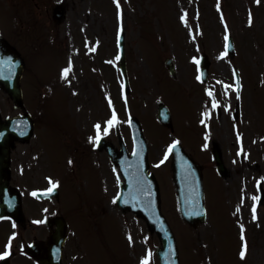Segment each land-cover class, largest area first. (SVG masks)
<instances>
[{
  "label": "rangeland",
  "instance_id": "obj_1",
  "mask_svg": "<svg viewBox=\"0 0 264 264\" xmlns=\"http://www.w3.org/2000/svg\"><path fill=\"white\" fill-rule=\"evenodd\" d=\"M55 4L64 7L65 17L49 30L43 24L44 12L33 7L30 0L20 10L25 18L30 13H42L39 54L29 60L27 80L34 83L27 106L37 129L32 143L20 146L21 158L26 162L34 157L42 179L48 163L56 174L63 167L64 153L77 164L78 172H85L88 160L94 172H99L101 183L114 194L116 186L105 153L89 148L96 137L94 125L100 124L101 135L118 146L113 130L117 125L128 144L126 120L135 116L149 144V161L158 177L162 209L174 229L181 264H264V0L40 1L42 8ZM0 6L9 10L5 21L0 16V29L14 41L11 34L16 27L17 0L4 1ZM119 30L124 31L130 80L127 96L121 94L116 59ZM227 33L234 42L232 58L227 54L221 57ZM95 45L97 54L91 53ZM201 54L209 63L205 83L197 79L198 64L194 62ZM167 58L173 59L175 78L164 68ZM233 67L243 79L239 97L232 85ZM68 68V76L63 77ZM159 101L171 112L172 134L156 120ZM236 104L240 116L234 120ZM113 113L117 122L105 135L104 127ZM174 138L180 139L201 164L205 177L208 217L196 229L181 220L176 207L169 153L165 159ZM213 143L222 152L228 173L225 178L218 176L212 162ZM70 168L67 166L60 177L53 174L61 182L71 183ZM15 177L18 183L22 180L18 173ZM86 183L96 193L98 181L90 171ZM79 184L85 192L83 179ZM70 194L65 197L68 206ZM80 194L84 198H79L83 200L81 217L76 221L69 217L72 230L68 231L64 264H141L144 259L158 264L159 240L134 215L118 212L115 225L100 217L96 223L98 237L96 230H87L83 221L90 224L92 220L84 215V205L95 203L99 207L100 200ZM28 216L34 217L31 212ZM35 232L28 231L25 237L29 240ZM19 264L24 262L20 259Z\"/></svg>",
  "mask_w": 264,
  "mask_h": 264
},
{
  "label": "flooded vegetation",
  "instance_id": "obj_2",
  "mask_svg": "<svg viewBox=\"0 0 264 264\" xmlns=\"http://www.w3.org/2000/svg\"><path fill=\"white\" fill-rule=\"evenodd\" d=\"M40 1L39 3L37 0H30V2L33 3V7L35 6V8L40 12L43 11L44 12V16H43V24L44 26L48 27V30L50 29V27L53 26V24L56 22L57 18H56V14H55V9L49 5L48 7L45 6L42 8V5L40 6ZM26 0H22L19 1L17 0V14H16V27L15 29L12 31V37L14 39V41H11L10 39H8L7 37H5V30H1L0 32V37L6 39V41H8L13 47L16 48L17 53H18V57L20 59L24 61L26 60H32L35 59L38 54H39V49H38V45L37 43L41 40V34L39 35L40 29L38 28V26L41 23V18H42V13L40 14L39 12H36V14L30 13L27 15V17L25 18V15L23 16L21 14V11H23V8L25 6ZM8 11L6 10V14H2V18L5 19L9 18L8 15ZM6 24H4V26L2 28H5ZM45 38V39H49ZM24 83H25V73L22 76L21 79V87L22 90L24 89ZM9 104V100L8 98H4L3 95L0 93V107H4L5 105ZM17 166H20V170L16 171ZM13 168L15 170L14 175L12 173V180H11V185L14 187H19L22 188L23 186H25L24 182V178H25V172H24V161L21 159L20 161L15 160L13 162ZM31 170V178L35 179L36 177V170L35 167H29ZM0 169H4V165H2L0 167ZM19 174V177L22 178V180L19 181V183L16 180L15 175ZM4 174H0V189L3 187V183L5 182V180L3 179ZM8 195V193L6 194V196ZM0 264H6L4 262H0Z\"/></svg>",
  "mask_w": 264,
  "mask_h": 264
},
{
  "label": "snow or ice",
  "instance_id": "obj_3",
  "mask_svg": "<svg viewBox=\"0 0 264 264\" xmlns=\"http://www.w3.org/2000/svg\"><path fill=\"white\" fill-rule=\"evenodd\" d=\"M250 23H251V20H250ZM118 39H119V37H118ZM224 39H225V52H224V53H221V57H223L224 55L227 54V49H228V43H227V41H228V37H227V35L225 36ZM93 50H94V49H93ZM116 59L119 60L120 57L117 56ZM194 62L197 63V64H199V61H194ZM69 71H70V68H68V69H64V71H63V73H62V76H63V77H67ZM197 79L199 80V79H200V76H197ZM207 94H208V95H211L210 92L207 93ZM213 107H216V105L213 104ZM204 115H207V113H205ZM116 122H117L116 115H115V113H113L111 119L108 120V121L106 122V126L104 127V130H103V131H104V134H105V135H107L108 130H109L110 127H114V126H115V123H116ZM202 122H203V121H202ZM94 128L96 129V137H95V140L98 142L99 139H100V135H101V132H100L101 125H100V124H96V125H94ZM89 139H90V141H91L93 138L90 137ZM175 147H176V144L173 143V144L169 147L168 152H171L172 149L175 148ZM168 152L165 153V159H167ZM134 155H135V153H134ZM69 163H71V161H69ZM161 163H163V161H161ZM49 184L51 185V186L49 187V189H48V192H49V193H51L55 188L58 187V184H57L56 182L51 181L50 179H49ZM254 199H256V198H254ZM113 202L115 203V201H113ZM253 219H255V207L253 208ZM242 231H243V230H242ZM241 239L243 240V235L241 236ZM7 247H8V246H6V248H7ZM8 255H9V252L6 250L2 255H0V259H4V258L7 257ZM240 256H241V258H243V257L245 256V251H244V250L241 251ZM141 264H149L148 259H144V260H142Z\"/></svg>",
  "mask_w": 264,
  "mask_h": 264
},
{
  "label": "water",
  "instance_id": "obj_4",
  "mask_svg": "<svg viewBox=\"0 0 264 264\" xmlns=\"http://www.w3.org/2000/svg\"><path fill=\"white\" fill-rule=\"evenodd\" d=\"M192 163V162H191ZM193 164V163H192ZM193 167L195 168V170L197 171V167H196V165H194L193 164ZM176 184L178 185L177 187H178V190H180L181 192H184L183 191V186H182V179H179L178 180V176H177V172H176ZM188 220V222L191 224V225H193L194 224V222L196 221V220H194V219H187ZM163 235L165 236V238H164V240H163V245L165 246V248H164V251H163V254L161 255V258H163L165 261H163V263L162 264H170V262L168 261V258H167V251L169 250L168 249V247L170 246V242H169V240H168V238H167V235L163 232Z\"/></svg>",
  "mask_w": 264,
  "mask_h": 264
}]
</instances>
